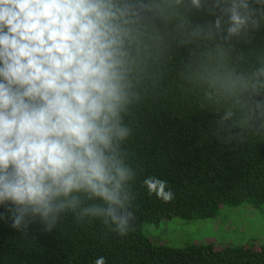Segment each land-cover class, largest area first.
<instances>
[{"label":"clouds","instance_id":"obj_1","mask_svg":"<svg viewBox=\"0 0 264 264\" xmlns=\"http://www.w3.org/2000/svg\"><path fill=\"white\" fill-rule=\"evenodd\" d=\"M191 4L214 17L194 35L221 41L220 52L264 24V0ZM131 9L117 0H0V206L12 228L26 232L38 221L50 231L69 210L120 236L132 227L135 172L122 148L135 95ZM217 85L230 97L247 93L250 114L264 116V61L250 73L222 72ZM144 184L172 199L166 181Z\"/></svg>","mask_w":264,"mask_h":264},{"label":"trees","instance_id":"obj_2","mask_svg":"<svg viewBox=\"0 0 264 264\" xmlns=\"http://www.w3.org/2000/svg\"><path fill=\"white\" fill-rule=\"evenodd\" d=\"M117 2L132 5L127 48L135 95L122 148L135 172L133 225L120 236L102 219L69 210L50 231L37 221L24 232L0 206V264H95L98 257L105 264H264V245L175 247L144 232L164 219L215 216L222 205H264V116L250 114L247 93L230 97L217 85L222 72L250 73L264 61V24L220 52L221 41L194 35L214 17L191 0ZM148 177L166 181L172 199L150 194Z\"/></svg>","mask_w":264,"mask_h":264},{"label":"rangeland","instance_id":"obj_3","mask_svg":"<svg viewBox=\"0 0 264 264\" xmlns=\"http://www.w3.org/2000/svg\"><path fill=\"white\" fill-rule=\"evenodd\" d=\"M144 232L160 244L182 247L189 244L264 245V205H222L219 212L205 219L176 217L146 224Z\"/></svg>","mask_w":264,"mask_h":264}]
</instances>
